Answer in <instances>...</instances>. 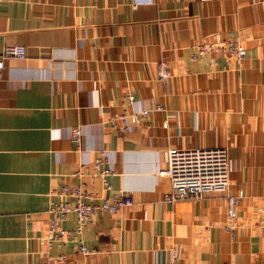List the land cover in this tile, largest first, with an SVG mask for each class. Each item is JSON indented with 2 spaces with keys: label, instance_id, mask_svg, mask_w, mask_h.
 I'll list each match as a JSON object with an SVG mask.
<instances>
[{
  "label": "crops",
  "instance_id": "0c3cea01",
  "mask_svg": "<svg viewBox=\"0 0 264 264\" xmlns=\"http://www.w3.org/2000/svg\"><path fill=\"white\" fill-rule=\"evenodd\" d=\"M223 41L244 57L192 58ZM8 45L25 56L0 71V264H264V0H0ZM216 147L227 189L170 204L167 150ZM62 184L131 199L76 234L91 254L47 244ZM61 226L74 231L75 215Z\"/></svg>",
  "mask_w": 264,
  "mask_h": 264
},
{
  "label": "built area",
  "instance_id": "2783aa9c",
  "mask_svg": "<svg viewBox=\"0 0 264 264\" xmlns=\"http://www.w3.org/2000/svg\"><path fill=\"white\" fill-rule=\"evenodd\" d=\"M221 51L224 55L231 54L236 59H241L245 55L244 47L236 41H223L214 43L198 44L196 52L192 58H198L210 51ZM25 49L18 45H8L0 52V71L4 68V59L7 57L23 58ZM158 77L165 79L168 77L167 64L162 61L158 65ZM132 100L131 95L127 96ZM145 115V110L139 114H119L111 119L115 122L117 118L129 117L132 124ZM80 138L78 127L71 130V139L77 142ZM100 160L94 162V174L103 180L104 189L109 190L110 185L105 182V176L109 170H98ZM158 175L167 177L170 183V190L165 199L170 204H175L178 200L185 198H200L206 192H222L228 186V157L226 150L221 147L216 148H171L167 150L164 167L158 170ZM57 197V201H52L48 212L51 218L48 222L47 244L52 242L72 241L76 243V251L83 255L94 252L78 239L79 234L87 224H91L103 213L114 214L122 208L131 204L129 196L122 191L109 196L96 197L90 191H86L82 185L74 186L62 184L57 190L51 192ZM98 200V201H95ZM236 202L234 196L227 198L226 215L228 218L227 229L231 230L236 220ZM73 213L75 215L76 227L70 232L61 226V222Z\"/></svg>",
  "mask_w": 264,
  "mask_h": 264
}]
</instances>
